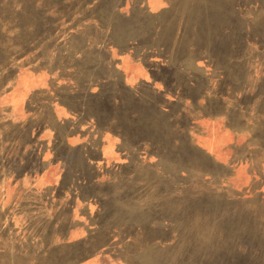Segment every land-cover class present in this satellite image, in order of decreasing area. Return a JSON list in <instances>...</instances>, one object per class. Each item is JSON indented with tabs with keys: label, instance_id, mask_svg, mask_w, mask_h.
Instances as JSON below:
<instances>
[{
	"label": "rangeland",
	"instance_id": "rangeland-1",
	"mask_svg": "<svg viewBox=\"0 0 264 264\" xmlns=\"http://www.w3.org/2000/svg\"><path fill=\"white\" fill-rule=\"evenodd\" d=\"M0 264H264V0H0Z\"/></svg>",
	"mask_w": 264,
	"mask_h": 264
}]
</instances>
